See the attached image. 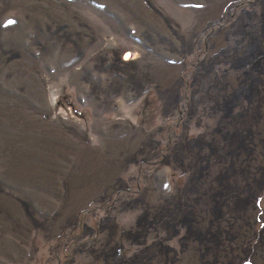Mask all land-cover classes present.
<instances>
[{"label":"rangeland","instance_id":"374dc122","mask_svg":"<svg viewBox=\"0 0 264 264\" xmlns=\"http://www.w3.org/2000/svg\"><path fill=\"white\" fill-rule=\"evenodd\" d=\"M0 264H264V0H0Z\"/></svg>","mask_w":264,"mask_h":264},{"label":"snow or ice","instance_id":"6c2138e0","mask_svg":"<svg viewBox=\"0 0 264 264\" xmlns=\"http://www.w3.org/2000/svg\"><path fill=\"white\" fill-rule=\"evenodd\" d=\"M8 23H9V24H12V23H14V21H12V20H9V21H8Z\"/></svg>","mask_w":264,"mask_h":264}]
</instances>
